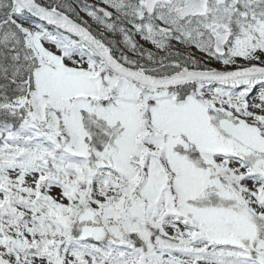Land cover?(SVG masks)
Instances as JSON below:
<instances>
[{"label": "snow or ice", "instance_id": "obj_1", "mask_svg": "<svg viewBox=\"0 0 264 264\" xmlns=\"http://www.w3.org/2000/svg\"><path fill=\"white\" fill-rule=\"evenodd\" d=\"M0 264H264V0H0Z\"/></svg>", "mask_w": 264, "mask_h": 264}]
</instances>
